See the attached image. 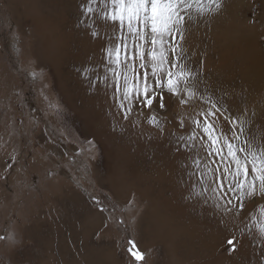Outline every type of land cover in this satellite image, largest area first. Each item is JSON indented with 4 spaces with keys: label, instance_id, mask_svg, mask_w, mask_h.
<instances>
[{
    "label": "rangeland",
    "instance_id": "374dc122",
    "mask_svg": "<svg viewBox=\"0 0 264 264\" xmlns=\"http://www.w3.org/2000/svg\"><path fill=\"white\" fill-rule=\"evenodd\" d=\"M98 249L264 264V0H0V264Z\"/></svg>",
    "mask_w": 264,
    "mask_h": 264
},
{
    "label": "crops",
    "instance_id": "0c3cea01",
    "mask_svg": "<svg viewBox=\"0 0 264 264\" xmlns=\"http://www.w3.org/2000/svg\"><path fill=\"white\" fill-rule=\"evenodd\" d=\"M57 220H55L54 222H59V220H58V218H56ZM84 230H86L87 231V229L86 228H81V227H79L78 228V230H77V233H78V235H79V237L82 235V233H83V231ZM101 231H99L98 233H100ZM90 233V232H89ZM101 241H103V240H101ZM108 242V241H107ZM106 242V243H107ZM84 245H85V247L86 248H88V246L89 245H87V243H85L84 242ZM48 248H50V246H47V249ZM91 249H93L92 247H90ZM104 255H105V252L104 251H102V250H100V249H98V251L97 252H93V255H92V257H93V261L91 262L92 264H114L115 262L117 263V264H121L120 262H119V260H113L114 261V263H112L111 261H109V259L110 258H107L108 260H106V259H104L105 257H104ZM62 257H63V255H61V259H62ZM52 258L53 257H50V260H52ZM119 259H121L120 257H118ZM77 259V258H76ZM73 264V263H72Z\"/></svg>",
    "mask_w": 264,
    "mask_h": 264
},
{
    "label": "bare ground",
    "instance_id": "6f19581e",
    "mask_svg": "<svg viewBox=\"0 0 264 264\" xmlns=\"http://www.w3.org/2000/svg\"><path fill=\"white\" fill-rule=\"evenodd\" d=\"M257 58H258V56H257ZM258 59H259V58H258ZM181 192H182V191H181ZM182 193H183V192H182ZM193 197H195V196H193ZM198 197H199V196H198ZM196 198H197V197H196ZM192 199H193V198H192ZM194 199H195V198H194ZM206 201H207V199H206ZM195 204H196V203H195ZM210 205H211V204H210ZM177 236H178V235H177ZM182 236H183V235H182ZM185 236H187V235H185ZM192 236L195 237L196 234H195V235H192V234L190 235V234H189V236H187V237H188V238H189V237L192 238ZM159 237H160L161 239L164 240V238L166 237V235L163 236V234H160ZM187 237H186V239H187ZM174 238H176V237H174ZM184 238H185V237H182V240H184ZM197 238H198V239L201 238V240H203V239H202V235H200V234L197 236ZM203 238H204V237H203ZM170 240H172V237H171V236H170ZM172 241H174V240H172ZM172 241H171V242H172ZM175 241H176V240H175ZM175 241H174V242H175ZM172 243H173V242H172ZM198 246H199V245H198ZM180 250H181V249H180ZM177 251H178V250H177ZM181 251H182V250H181ZM195 253H196V252H195ZM189 254H190V259H191V260H192V257H193L194 255H196V254H194V251H193V249H191V248L189 249ZM206 257H207V256H206ZM194 261L196 262L195 259L193 260V262H194ZM198 261H199V259H198ZM199 262H200V261H199Z\"/></svg>",
    "mask_w": 264,
    "mask_h": 264
}]
</instances>
